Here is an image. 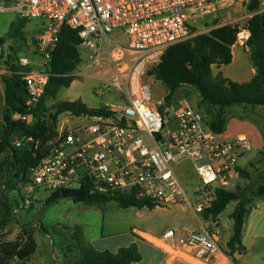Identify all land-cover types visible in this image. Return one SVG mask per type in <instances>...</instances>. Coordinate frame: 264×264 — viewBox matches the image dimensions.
<instances>
[{"label": "built area", "instance_id": "2783aa9c", "mask_svg": "<svg viewBox=\"0 0 264 264\" xmlns=\"http://www.w3.org/2000/svg\"><path fill=\"white\" fill-rule=\"evenodd\" d=\"M221 1L6 0L0 4V11L11 10L18 19L44 22L42 32L28 41L36 61L21 57L0 65V76L17 75L26 84L27 113L15 114V121L34 125L35 110L50 78L49 63L65 25L78 30V48L87 54L85 59L81 55L72 75L96 77L104 84L98 96L115 90L121 99L98 109L103 114L80 117L74 127L57 128L46 156L15 191L25 208L41 189L83 187L90 195H129L155 208L183 204L198 218L199 228L169 229L155 244L191 264H239L220 246V221L206 220L204 213L212 208L217 191H230L240 176L238 161L251 141L245 136L222 139L212 131L206 115L187 104L177 109L155 104L138 70L143 62L157 65L169 48L214 29L194 28L200 19L216 14ZM239 30L236 43L247 47L248 26ZM26 140L13 145L20 149Z\"/></svg>", "mask_w": 264, "mask_h": 264}, {"label": "trees", "instance_id": "16d2710c", "mask_svg": "<svg viewBox=\"0 0 264 264\" xmlns=\"http://www.w3.org/2000/svg\"><path fill=\"white\" fill-rule=\"evenodd\" d=\"M263 0H250L247 4L249 12L254 13L248 21L251 33L248 47L251 50L252 60L255 63L257 74L245 83L232 81L219 72L213 74V66L218 68L232 63V47L236 44L239 26L233 24L217 25L209 33L200 34L191 41L177 44L169 48L160 59V62L150 69L147 74L160 82L166 89L164 106L171 107L176 91L183 85L196 87L202 100L200 106L209 105L215 109L209 120L210 128L217 134H223L228 123V109L235 106H264V11H260ZM29 21L16 19L12 25L14 37H23L24 26ZM0 38V46L3 44ZM81 43L78 30L65 25L60 33L59 42L49 63L50 74L48 85L35 110L33 126H26L15 121L17 113L26 114L27 108L22 92L26 89L23 79L17 75H2L1 81L5 88V109L3 112V136L0 140V175L5 182L0 190V264H11L28 261L37 250L34 237V228L31 225H21V234L15 241H5L8 235L7 228L12 223L15 210V200H10V193L26 183L31 168L36 167L46 156L48 144L56 135L59 115L69 113L74 117L95 116L103 114L98 109H91L80 100L62 101L48 106V99H56L62 88H69L75 81L73 72L82 62L78 46ZM4 56L0 52V60ZM19 69V68H16ZM48 115V129L38 141L36 148L29 150L23 157L17 151L10 139L17 129L26 128L28 132L41 126L43 115ZM242 178L249 179L250 174L239 168ZM264 196V187L260 188ZM62 199H71L77 203H110L116 202L123 209L135 207L138 209H155V206L145 200H136L132 196L111 198L103 195H90L85 187L81 190H57L51 193L46 200L47 206L57 204ZM236 202L230 218L232 220V235L227 241L224 252L236 261L237 256L243 255L246 248L243 244V231L246 220L251 213L248 207L249 200L245 192L218 190L217 198L212 208L204 213L206 220H219V216L230 203ZM76 248L80 258L75 264H138L143 257L137 244L120 248L116 253L98 251L83 241L80 228L74 233Z\"/></svg>", "mask_w": 264, "mask_h": 264}, {"label": "rangeland", "instance_id": "374dc122", "mask_svg": "<svg viewBox=\"0 0 264 264\" xmlns=\"http://www.w3.org/2000/svg\"><path fill=\"white\" fill-rule=\"evenodd\" d=\"M250 0H222L216 14L202 18L195 25V30L206 32L211 27L217 25L233 24L245 27L248 24L249 11L247 4ZM0 4H4L0 0ZM16 14L14 12L0 11V33L4 42L8 45H14V56H30L28 50L20 42L16 41L11 30ZM17 17L15 18V20ZM42 20H30L23 29L24 36L38 35L43 29ZM15 42V43H14ZM6 53V51H4ZM82 58H86V51L80 50ZM156 63L154 61H145L139 67V74L142 84L149 85L150 99L155 103H162L167 95V89L147 72L152 69ZM226 69V72L229 69ZM214 71L218 69L213 66ZM239 71V67L232 70ZM229 74V73H228ZM104 86L102 80L93 77H76L74 83L69 88H62L56 99H48V106H52L62 101L80 100L91 109H101L106 104L121 103L120 95L115 90L107 92L105 96L100 97L96 94L97 90ZM200 92L194 86L183 85L173 96L171 107L180 108L187 104L206 115L205 108L200 106ZM2 101V99H1ZM254 107H243L235 105L231 109L235 113L244 116H250L261 127L264 133V120L256 114H250L249 109ZM231 113L228 112V117ZM207 119L210 118L206 115ZM73 117L69 113L59 115L57 127L61 125L76 126L81 122L80 118ZM174 125V122L171 123ZM264 135V134H263ZM239 166L250 174V178L238 177L234 181L230 191L245 192L249 200L248 207L252 210L247 218L245 228L246 253L243 258L237 259L239 264H264V196L260 194V188L264 187V150L260 152L252 149L247 155L238 161ZM5 180L0 175V190ZM52 191L41 189L32 199L29 208L23 206V202L16 192L10 193V200H15V208L12 223L7 228L4 237L5 241H15L21 234V225H31L34 228V237L38 244L36 253L25 262L19 264H57L67 263L79 258L80 252L76 248L74 233L80 228L83 233V241L91 243L97 240L93 245L97 249H102L109 244H127L134 233L141 231L160 238L168 229L178 230H197L199 220L186 205H175L172 207H158L155 209H138L131 207L121 208L118 203H77L71 199H62L52 206L46 205L47 198ZM236 202L230 203L226 210L219 216L222 227L221 248H226L227 241L232 235V214ZM202 223L205 221L200 217Z\"/></svg>", "mask_w": 264, "mask_h": 264}, {"label": "crops", "instance_id": "0c3cea01", "mask_svg": "<svg viewBox=\"0 0 264 264\" xmlns=\"http://www.w3.org/2000/svg\"><path fill=\"white\" fill-rule=\"evenodd\" d=\"M3 2L5 3L6 0H3ZM260 11H264V0H263ZM1 12H4V11H1ZM5 12H13V11L10 10V11H5ZM253 14L254 13L249 12L248 18L250 19L253 16ZM16 17H14L13 22L15 21ZM38 35H31V36L23 35V37H20V38L14 37L16 41L20 39V42L24 45V48L28 50V53L30 54V56H20V57L14 56L13 52H15V48L18 47L16 43L14 42L15 46L14 45L12 46V45H8L6 42H3V44L0 46V52L4 57L0 60V65H6L11 61H18L21 57H29L33 61H36L37 57L34 56L32 52L30 51V48L28 46V41L31 38H34ZM0 38H2L1 33H0ZM4 51H6V53ZM232 54H233L232 63L227 66H222L218 68L216 72L213 69V74L216 76L219 72H221L224 75V77L232 81L239 82V83L249 82L257 74L255 63L252 60L250 48L248 46L242 47L236 43L232 47ZM228 67L230 68L232 67V69L235 67L236 68L239 67V71H237V69L234 71L229 68L230 70L228 71L229 73L228 74L226 72V69ZM4 92H5V88H4L3 82L1 81V76H0V140L4 133L3 131V112L6 107L5 102H4V98H5ZM201 100H202V97L200 95L199 102H201ZM203 107L205 108L206 115L210 118L209 120H211L216 110L212 109L209 105H203ZM243 107H248V106H243ZM231 108L228 109V112L231 113V115L228 117L227 127H226L225 132L221 134V138L231 140V139H236L238 137L245 136L251 141V147L249 151L247 152V154L251 152L253 148L259 150L260 152H263L264 150V135L263 134L264 133L262 132L261 127L258 125V123H256V121L252 119V117L235 113L234 110ZM249 111H250V114H256L257 116H259L260 118L264 120V106H257L251 110L249 109ZM77 118H80V117H77ZM143 209H148V208H143ZM246 226L247 224H245L244 226L243 244L246 239L245 237ZM134 234L135 236L132 237L127 244H122V245L121 244H117V245L109 244L103 247L102 249H97L93 245V243L97 240H94L92 242V245L91 243H85V244L92 246L98 251L108 250L113 253H116L120 248L128 247L135 243L137 244L138 249L143 257L142 261L138 264H191L184 259L175 258L173 256H170L166 252H164L161 248H159L155 244V239H158V237H155L153 235H150L148 233H144L141 231H137ZM37 249H38V244H37ZM79 258H80V254H79ZM79 258L73 259L74 261H67V263H64V264H75L79 260ZM240 258H243V255L237 256V259H240ZM19 263H20L19 261L15 260L11 264H19ZM57 264H63V263H57Z\"/></svg>", "mask_w": 264, "mask_h": 264}, {"label": "water", "instance_id": "95a60500", "mask_svg": "<svg viewBox=\"0 0 264 264\" xmlns=\"http://www.w3.org/2000/svg\"><path fill=\"white\" fill-rule=\"evenodd\" d=\"M22 95H23V99L26 101L28 98L26 90L22 92ZM47 119H48V115L44 114L41 126L32 130L31 132H28L26 129L23 128V129H17L13 133L10 139L11 144H14L16 141H22L25 137L29 138V140L24 141L23 147L17 151V155L19 157H23L25 153H27L29 150H33L36 148L38 141L45 135L48 129Z\"/></svg>", "mask_w": 264, "mask_h": 264}]
</instances>
